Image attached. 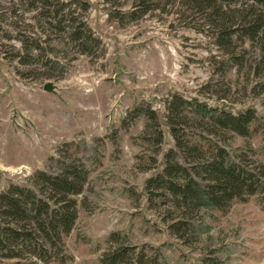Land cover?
<instances>
[{
  "label": "rangeland",
  "instance_id": "1",
  "mask_svg": "<svg viewBox=\"0 0 264 264\" xmlns=\"http://www.w3.org/2000/svg\"><path fill=\"white\" fill-rule=\"evenodd\" d=\"M63 1L88 4L82 18L100 41L96 55L63 46L58 28L0 0L14 12L0 17V193L12 184L31 186L36 172L56 173L63 158H75L88 169V183L76 197L64 264H104V253L119 246L132 250V264L141 255L142 264H264V190L225 211L190 216L195 231L184 237L169 229L179 212L146 190L175 147L166 124L173 96L234 115L254 110L247 137L191 122L181 129L193 144L221 146L249 166L264 162V62L257 46L234 41L231 53L223 51L200 13L170 0H149L151 10L140 17L131 15L139 9L134 0ZM31 37L45 41L44 50L25 64L21 40ZM46 83L52 92L43 90ZM137 107L153 110L159 122L155 164L154 144L141 138L146 118L128 116Z\"/></svg>",
  "mask_w": 264,
  "mask_h": 264
},
{
  "label": "trees",
  "instance_id": "2",
  "mask_svg": "<svg viewBox=\"0 0 264 264\" xmlns=\"http://www.w3.org/2000/svg\"><path fill=\"white\" fill-rule=\"evenodd\" d=\"M139 9L132 16H143L149 10V0H134ZM185 11L201 14L202 25L213 30L215 45L231 53L233 42L256 45L260 61L264 62V0H170ZM12 11L26 7L34 12L37 22L55 26L61 35L63 46L72 45L80 55H96L100 41L82 18L88 4L63 0H9ZM3 6V4H2ZM14 13L6 6L0 7V17ZM3 11V12H2ZM25 51V64L44 50L40 38L21 40ZM50 46V45H48ZM54 50L53 47H49ZM166 124L171 130L175 147L163 157L160 174L149 179L146 190L150 195L171 203L178 216L172 218L169 229L184 237L195 231L190 216L201 210H227L233 202L246 201L264 190V162L249 166L241 159H233L225 148L209 144H193L182 133L181 126L197 123L207 132H231L240 137L251 134L257 121L254 110L231 114L218 111L204 103L186 101L173 96L166 107ZM146 118L145 132L141 137L154 144L155 153L150 157L156 163L162 144V132L155 112L137 107L129 118ZM31 186L9 185L0 193V264L6 260L28 259L34 263L64 264L70 257L64 248V238L73 230L78 218L76 197L88 183V169L78 159H62L56 173L36 172L30 179ZM170 208V207H169ZM117 239L116 235H112ZM127 246H119L104 253V264H123L131 261ZM126 261V262H127ZM143 256L137 259L142 264Z\"/></svg>",
  "mask_w": 264,
  "mask_h": 264
},
{
  "label": "water",
  "instance_id": "3",
  "mask_svg": "<svg viewBox=\"0 0 264 264\" xmlns=\"http://www.w3.org/2000/svg\"><path fill=\"white\" fill-rule=\"evenodd\" d=\"M43 90L46 92H52L53 91V85L51 83H46L43 86Z\"/></svg>",
  "mask_w": 264,
  "mask_h": 264
}]
</instances>
